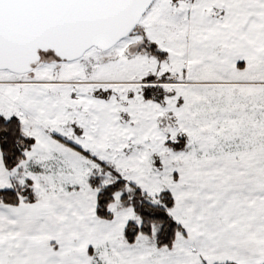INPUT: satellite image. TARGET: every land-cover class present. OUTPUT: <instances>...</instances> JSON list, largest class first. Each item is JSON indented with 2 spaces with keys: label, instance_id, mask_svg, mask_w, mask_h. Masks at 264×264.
Listing matches in <instances>:
<instances>
[{
  "label": "snow or ice",
  "instance_id": "snow-or-ice-1",
  "mask_svg": "<svg viewBox=\"0 0 264 264\" xmlns=\"http://www.w3.org/2000/svg\"><path fill=\"white\" fill-rule=\"evenodd\" d=\"M0 264H264V0H0Z\"/></svg>",
  "mask_w": 264,
  "mask_h": 264
}]
</instances>
